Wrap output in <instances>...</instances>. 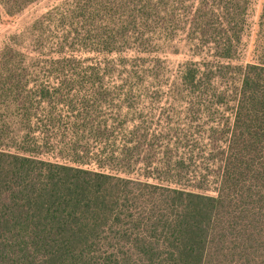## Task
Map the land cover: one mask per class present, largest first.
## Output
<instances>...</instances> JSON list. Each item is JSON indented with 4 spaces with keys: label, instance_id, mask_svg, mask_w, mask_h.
<instances>
[{
    "label": "trees",
    "instance_id": "16d2710c",
    "mask_svg": "<svg viewBox=\"0 0 264 264\" xmlns=\"http://www.w3.org/2000/svg\"><path fill=\"white\" fill-rule=\"evenodd\" d=\"M35 1L0 4L10 16ZM131 2L81 8L82 17H98L88 26L96 47L120 43L112 35L116 18L141 20L155 11H144L138 1L131 8ZM186 6L182 16L196 38L232 59L248 1L193 0ZM261 22L260 34L264 10ZM262 42L249 62L235 65L230 87L215 82L216 75L211 80L212 69L205 73L203 65H189L179 77L189 100L217 111L225 106L224 122L200 124L198 118V130L163 132L143 119H98L79 101L71 115L63 93L57 97L55 88L36 82L17 49L0 53V108L6 110L0 116V264H264ZM65 44L55 42L60 50ZM51 56L43 61L54 69L49 83L54 78L66 88L94 87L113 76L106 62L82 70L72 53ZM107 141L112 148H105Z\"/></svg>",
    "mask_w": 264,
    "mask_h": 264
},
{
    "label": "rangeland",
    "instance_id": "374dc122",
    "mask_svg": "<svg viewBox=\"0 0 264 264\" xmlns=\"http://www.w3.org/2000/svg\"><path fill=\"white\" fill-rule=\"evenodd\" d=\"M102 1L104 0H36L20 13L10 16L0 4V53L9 48L17 49L22 58L16 57L24 59L26 72L36 75V82L49 86L50 90L55 88L57 97H60L58 91L63 93L62 100L72 105L67 106L71 115L77 114L78 106L73 105H77L79 101V106L91 108L83 112L87 111L90 116H97L98 119L107 117L115 123L122 118L143 119L158 123L159 125L153 124L151 130L160 126L162 132L165 131L164 128L198 130V118H201L200 124L203 121L211 122L214 118L224 122L228 116L226 107L219 106L217 111L207 103L189 100L182 91L179 77L189 65H203L205 70L202 71L207 73L212 69L211 80L216 75L214 81L222 87H230L236 83L238 69L235 65H244L253 55H257L259 39L264 44V32L258 33L264 0H247L248 10L242 40L232 59L218 57L217 51L211 49L214 45L206 46L205 40L199 41L197 35L191 32L192 26L182 13L193 0H134L129 7L136 9L135 2L138 1L145 5L144 11L150 8L155 11L147 12L146 17L141 20L116 18L112 35L121 41L100 47L111 48L102 51L92 42L94 34L88 31V26L95 25L98 17L93 22L88 15L81 16V8ZM106 2L113 3V0ZM131 8L125 10V17ZM114 11L116 12L115 8ZM175 17L180 18L179 21L171 22ZM62 39L66 44L60 50L55 42ZM64 51L72 53V57L81 61L82 70L92 63H109L114 70L113 76L105 79V85L94 87L74 83L66 88L59 85L61 79L54 78L49 83L47 76L52 75L54 69L43 61L49 62L53 53ZM16 65L22 67L23 63ZM4 72L0 70L1 77ZM5 114L6 110L0 108V116ZM115 123L114 126H120ZM202 128L206 129L207 126L202 125ZM107 142L105 148H112L111 142Z\"/></svg>",
    "mask_w": 264,
    "mask_h": 264
}]
</instances>
